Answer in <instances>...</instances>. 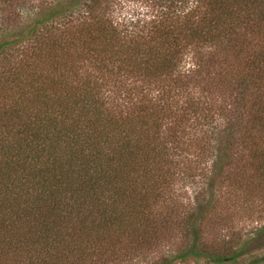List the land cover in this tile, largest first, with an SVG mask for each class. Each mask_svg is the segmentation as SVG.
<instances>
[{
    "label": "trees",
    "instance_id": "16d2710c",
    "mask_svg": "<svg viewBox=\"0 0 264 264\" xmlns=\"http://www.w3.org/2000/svg\"><path fill=\"white\" fill-rule=\"evenodd\" d=\"M25 1L0 0V264H106L149 243L163 219L154 198L192 172L166 142L180 127L213 149L211 187L243 160L240 176L264 183V0H144L141 16L126 0H39L14 33L4 24ZM228 60L188 97L194 75ZM235 84L226 106L208 100ZM197 199L183 216L191 242L149 264L245 253L201 241Z\"/></svg>",
    "mask_w": 264,
    "mask_h": 264
},
{
    "label": "rangeland",
    "instance_id": "374dc122",
    "mask_svg": "<svg viewBox=\"0 0 264 264\" xmlns=\"http://www.w3.org/2000/svg\"><path fill=\"white\" fill-rule=\"evenodd\" d=\"M39 0H26L14 4L11 17H8L5 22L7 26L14 33L19 32L25 28L26 22L34 17L33 13L36 12V7ZM126 8L124 12L138 13L140 16L147 11L144 0H126ZM33 20V19H32ZM61 20H59L60 22ZM256 38V37H255ZM247 45L242 47V50ZM224 47L220 48L219 57H226L222 52ZM241 50V49H240ZM248 50H243V56L248 54ZM231 60H228L226 64L214 63L212 68L213 74L211 76L206 75L205 71H202L197 77L194 75L192 78L194 83L191 82L189 89L190 94L188 97H198L204 95L203 82L213 80V77H217V68L229 72L231 66L227 64ZM234 63V59H233ZM220 64V65H219ZM82 71L85 73L92 71L91 63L82 66ZM237 71V70H236ZM103 78V77H102ZM125 80V79H124ZM106 81V78L101 81ZM125 80L131 86L133 81ZM231 81V80H230ZM111 82V81H109ZM112 83V82H111ZM236 83V82H235ZM233 86V85H232ZM237 84L230 88V92H221L217 95H209L208 100L213 102V105L221 107L231 103L232 98L238 94ZM126 95V93H124ZM191 95V96H190ZM226 95V97L224 96ZM178 99L183 101L186 98L180 94ZM217 107V108H218ZM232 109V107H231ZM191 122V121H190ZM189 122V123H190ZM200 127H195L191 124L190 127L185 130L183 128L177 129V139L174 137L172 142L166 140L170 146H178L181 148L180 152L176 153L177 158L182 159L189 166L188 169L183 168L184 175L176 179L175 184L168 185L163 190L160 198H154L152 212L153 215L162 214L157 232L154 238L148 242L133 243L130 246L136 247V252L126 254L123 260H114L106 264H149L162 257L163 255L173 256L180 250L186 248L191 242L194 235L187 237L186 222L183 220L190 209L191 204L198 203L197 196L199 194V200L206 209V218L203 219L201 225V232L199 237L202 242L206 243L212 249L220 250L222 253H230L241 246H246L245 253L232 264H247L256 261L257 258L264 256V183L263 181L256 179L255 176L250 175V171L243 176L240 173L244 169L245 160L239 165L231 167L232 174L230 178L219 179L215 182L216 185L210 186L209 182L204 178H201L205 170L209 165L213 164L214 152L213 149L208 148L200 140L203 134L200 132ZM223 135V133H222ZM207 147V148H206ZM250 149L245 150L244 155L248 156ZM240 170V171H238ZM234 171H238V174H233ZM182 173V174H183ZM190 175V176H189ZM206 176L210 177L209 174ZM198 193V194H197ZM196 197V198H195ZM172 200L175 201V205H172ZM211 200V202H209ZM198 212V210H197ZM186 213V214H185ZM191 213V211L189 212ZM184 222V223H183ZM184 231V232H183ZM102 264V263H99ZM176 264H213L208 258H189L186 262L177 261ZM252 264H264V261L253 262Z\"/></svg>",
    "mask_w": 264,
    "mask_h": 264
}]
</instances>
